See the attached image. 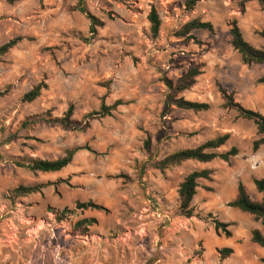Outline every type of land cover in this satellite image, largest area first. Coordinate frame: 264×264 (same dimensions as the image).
Segmentation results:
<instances>
[{
	"label": "rangeland",
	"instance_id": "rangeland-1",
	"mask_svg": "<svg viewBox=\"0 0 264 264\" xmlns=\"http://www.w3.org/2000/svg\"><path fill=\"white\" fill-rule=\"evenodd\" d=\"M187 2L0 0V47L21 38L0 56V264H264V248L252 242L264 224L228 206L240 183L262 201L254 184L264 179V145L254 151L262 136L223 94L264 116V65H245L231 35L237 22L245 40L263 50L264 10L258 1L206 0L193 10ZM82 7L103 24L98 35ZM152 10L162 21L157 38ZM196 20L212 23L214 32L185 34ZM196 68L202 75L180 98L210 109L163 115L165 80L177 83ZM40 84L42 95L24 103ZM118 101L112 116L84 132L48 122L71 106L73 120L84 122ZM224 135L230 140L218 152H240L230 163L154 167ZM73 149L79 151L61 172L28 168L32 159L56 161ZM202 170L213 171L212 179L200 181L195 215L187 218L180 186ZM22 186L41 192L17 197ZM88 203L95 207L78 208ZM215 220L231 226V238L216 231ZM224 248L234 254L223 258Z\"/></svg>",
	"mask_w": 264,
	"mask_h": 264
},
{
	"label": "trees",
	"instance_id": "trees-1",
	"mask_svg": "<svg viewBox=\"0 0 264 264\" xmlns=\"http://www.w3.org/2000/svg\"><path fill=\"white\" fill-rule=\"evenodd\" d=\"M10 4L16 3L18 0H6ZM206 0H188L187 7L190 10H193L199 3H202ZM244 2H254L258 1L261 7L264 10V0H243ZM84 14L87 15L89 20L91 21L90 31L93 36L98 35V28L102 27L103 24L98 21L97 18L89 14L83 7L81 10ZM149 22L151 23V30L153 36L157 38L160 34L162 21L160 16L156 10H152L149 15ZM193 30H206L209 32H214V26L212 23H204L198 20L191 22L185 28V34L190 33ZM231 35L233 38V48L237 51L242 58V62L245 65H264V49L259 50L253 47L250 43H248L243 33L238 26L237 22L232 24ZM260 36L264 39V32L260 34ZM21 38L14 39L8 44L0 47V56L9 53L13 48H15ZM202 75L200 69L196 68L188 72L185 76H183L177 83H174L169 80H165L166 85L168 87V95L165 103V110L163 115H167L173 108H178L185 111H194V112H203L208 111L210 106L208 104L198 103L188 101L184 98H180V94L189 91L194 87L197 83V79ZM264 83V80L262 81ZM46 89L45 84H40L34 87L29 93H27L23 97L24 103H33L35 102L41 95L43 90ZM224 98L227 102V106L229 108L235 107L241 118L247 119L249 121H253L258 129L259 135L262 136L260 140L255 142L254 151H259L260 147L264 145V116L251 111L246 110L242 106L235 104L232 95H228L226 92H223ZM6 95V92L0 93V98ZM123 103L121 101L116 102L112 106H108L106 103H103L100 111L93 112L85 117L84 122H76L73 120L74 115V107L71 106L68 112L65 114L63 118H50L48 122L53 125H57L62 127L65 130L70 131H81L84 132L88 130L91 126V123L98 119H103L106 117L112 116V113L118 109V107L122 106ZM230 140V135H224L222 137H218L216 139L210 140L203 144L202 146L195 149H187L175 154H172L166 157L164 160L160 162H156L154 167L157 170L165 171L166 169L181 165L185 162H198L203 164H209L213 161L219 159L226 163H230L233 158H236L239 155L238 148H232L227 153H219L218 151L225 147ZM147 149H150V142L147 143ZM79 149L69 150L66 153V156L58 159L56 161H47V160H30L28 164V168L33 172H42V173H57L61 172L65 168H67L74 160L75 155ZM213 175V171L211 170H202V171H194L191 173L185 181L181 184L179 190L180 196V211L182 215L187 218H193L195 215V210L192 206L193 201L198 193L199 183L201 180H211ZM255 187L259 194H261L262 201L255 202L252 200L249 195L245 185L240 183L238 186V195L233 202L229 203V207L239 210L244 214H249L255 217L256 221H261L264 224V179H256L254 181ZM41 192V187H19L16 189L13 194L17 197H26L29 195L37 194ZM95 207L94 204H78L79 209H87ZM88 223V222H87ZM82 225V223H81ZM231 226L229 224L223 223L219 220H215V229L217 232L223 231L227 238L232 237V233L229 231ZM252 242L261 248H264V234L260 230H254L252 232ZM234 254V250L232 248H224L221 250V255L223 258H229Z\"/></svg>",
	"mask_w": 264,
	"mask_h": 264
},
{
	"label": "crops",
	"instance_id": "crops-1",
	"mask_svg": "<svg viewBox=\"0 0 264 264\" xmlns=\"http://www.w3.org/2000/svg\"><path fill=\"white\" fill-rule=\"evenodd\" d=\"M210 164V163H209ZM252 193H255V190H254V186H253V190H252ZM260 196H262L261 194H260ZM263 197V196H262Z\"/></svg>",
	"mask_w": 264,
	"mask_h": 264
},
{
	"label": "built area",
	"instance_id": "built-area-1",
	"mask_svg": "<svg viewBox=\"0 0 264 264\" xmlns=\"http://www.w3.org/2000/svg\"><path fill=\"white\" fill-rule=\"evenodd\" d=\"M253 167H254V169H256V168L258 167V165H257V164H255Z\"/></svg>",
	"mask_w": 264,
	"mask_h": 264
}]
</instances>
